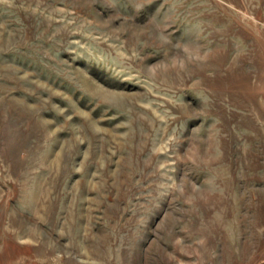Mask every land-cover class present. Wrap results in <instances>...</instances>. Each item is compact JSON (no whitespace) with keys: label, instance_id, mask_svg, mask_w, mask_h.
<instances>
[{"label":"rangeland","instance_id":"rangeland-1","mask_svg":"<svg viewBox=\"0 0 264 264\" xmlns=\"http://www.w3.org/2000/svg\"><path fill=\"white\" fill-rule=\"evenodd\" d=\"M0 264H264V0H0Z\"/></svg>","mask_w":264,"mask_h":264}]
</instances>
